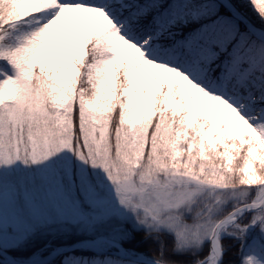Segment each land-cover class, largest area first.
Here are the masks:
<instances>
[{
	"label": "snow or ice",
	"instance_id": "1",
	"mask_svg": "<svg viewBox=\"0 0 264 264\" xmlns=\"http://www.w3.org/2000/svg\"><path fill=\"white\" fill-rule=\"evenodd\" d=\"M0 264H264V0H0Z\"/></svg>",
	"mask_w": 264,
	"mask_h": 264
},
{
	"label": "trees",
	"instance_id": "2",
	"mask_svg": "<svg viewBox=\"0 0 264 264\" xmlns=\"http://www.w3.org/2000/svg\"><path fill=\"white\" fill-rule=\"evenodd\" d=\"M143 236H144L143 232L138 233L137 236H136L137 242H142L141 243V249L143 251L147 252L149 247H151V248H157L158 247V245L153 243L151 240H149L147 242H143ZM169 242H171V238H169ZM221 243L226 249H228L224 253V259L225 260H227V258L231 255L232 252L238 251L237 247L228 248L229 245H232L234 243L232 238H230L228 236L222 238ZM206 247H207V245H206ZM233 259H235V257H233Z\"/></svg>",
	"mask_w": 264,
	"mask_h": 264
},
{
	"label": "rangeland",
	"instance_id": "3",
	"mask_svg": "<svg viewBox=\"0 0 264 264\" xmlns=\"http://www.w3.org/2000/svg\"><path fill=\"white\" fill-rule=\"evenodd\" d=\"M226 237V236H223V238Z\"/></svg>",
	"mask_w": 264,
	"mask_h": 264
}]
</instances>
